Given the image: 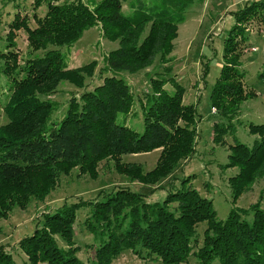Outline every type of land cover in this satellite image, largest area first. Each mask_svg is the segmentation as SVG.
Masks as SVG:
<instances>
[{
  "label": "trees",
  "instance_id": "1",
  "mask_svg": "<svg viewBox=\"0 0 264 264\" xmlns=\"http://www.w3.org/2000/svg\"><path fill=\"white\" fill-rule=\"evenodd\" d=\"M196 1L204 0H152L151 4L102 0L92 7L80 0H34L36 7L45 3L43 16H33L35 27L29 26L26 17L14 18L8 25L5 50H0L1 73L11 85L3 106L8 122L0 126V219L15 207L26 209L31 201L43 202L59 178L75 169L79 176L94 180L99 164L112 160L117 173L130 183L157 186L193 156L197 111L183 105L184 90L177 85L168 94L163 80H152L144 103L143 132L138 133L117 123V117L127 116L134 103L129 86L117 75L138 74L156 60L166 62L183 14ZM123 3L132 9L128 17L121 12ZM232 17L234 24L223 42L222 66L209 95L212 109L223 120H231L244 101L256 96L244 85L238 66L248 40L245 27L254 20L264 24V6L247 4ZM94 27L118 45L104 58L105 71L112 76L71 99L63 118L49 127L54 105L41 98L56 93L60 82L83 89L85 77H92L96 66L91 62L65 69L59 49L73 47ZM20 29L26 32L29 49L41 52L22 65L13 51L14 33ZM225 131L215 122L212 141L223 146ZM248 131L257 138L254 144L231 146L225 166L238 171L228 179L233 201L264 178V125H249ZM155 151L159 157L150 171L121 162L125 155ZM82 207L89 209L84 225L94 237L89 264H112L124 252L161 264H188L190 259L198 264H264V210L258 203L249 209L251 223L242 220L248 210H233L221 222L211 201L193 189L170 193L162 203H148L146 196L124 187L43 213L40 226L18 244L27 264H83L74 243L76 211ZM202 223L206 227L198 241L197 228ZM0 264H15L2 247Z\"/></svg>",
  "mask_w": 264,
  "mask_h": 264
},
{
  "label": "rangeland",
  "instance_id": "2",
  "mask_svg": "<svg viewBox=\"0 0 264 264\" xmlns=\"http://www.w3.org/2000/svg\"><path fill=\"white\" fill-rule=\"evenodd\" d=\"M68 0H58V3ZM90 7L102 0H80ZM151 4L152 0H142ZM250 3H261L264 0H204L189 5L183 14V22L178 25L177 38L173 41V50L166 62L156 60L154 64L138 74H118L133 94V106L130 113L120 114L117 123L138 133L143 132V113L146 96L151 93L152 80H163L164 90L172 94L178 85L184 90L183 105L194 106L197 111V138L195 152L186 162L165 181L157 186H149L128 179L115 169L112 160L99 164L97 178L92 180L87 175L79 176L75 169L69 175L59 178L55 190L43 201H31L26 209L13 208L7 218L0 219V247L12 256L15 264H27L26 256L18 247L19 242L34 232L41 224V215L50 213L63 204L89 202L106 195L117 188L146 196L148 203H162L173 192L195 190L200 197L211 201L216 219L224 222L231 211L248 210L249 214L242 220L251 223L253 212L250 207L259 204L264 210V178L258 181L236 201L228 185V179L237 174L236 168H225L228 164L229 148L235 143L251 147L257 139L249 134V125H264V24L250 21L245 27L247 35L246 47L242 49L238 71L243 74V82L248 90L256 96L244 101L239 113L231 120L219 119L212 109L209 95L211 88L219 76L222 66L223 42L234 24L232 14ZM45 3L36 7L34 0H0V50L4 49L8 25L17 16L26 17L31 28L35 27L36 18L43 16ZM122 14L130 16L132 9L123 3ZM145 29L141 40L147 35ZM14 49L17 52L19 65L30 57H39L41 52H32L27 44L25 30L14 33ZM116 43H110L102 36L98 27L85 31L82 37L70 48L59 49L65 69H76L91 62H96L92 77H85V87L77 88L68 82H60L56 93L41 100L49 101L54 109L49 127L60 121L65 115L71 99H78L84 93L102 84L105 77L112 74L105 71L104 58L116 49ZM0 62V126L8 120L3 106L10 94V83L1 73ZM219 122L226 128L224 145L212 141L213 124ZM158 151L143 155H125L122 163L139 164L144 171L152 170L158 160ZM171 183V186H170ZM102 200V198L97 199ZM89 209L79 208L76 211L74 243L80 251L77 256L83 264H89L92 258L90 245L93 235L84 225ZM206 224L198 225V241ZM58 246L62 242L57 240ZM112 264H161L158 260L148 261L135 257L131 252H124ZM188 264H198L190 259ZM216 264V263H215Z\"/></svg>",
  "mask_w": 264,
  "mask_h": 264
}]
</instances>
